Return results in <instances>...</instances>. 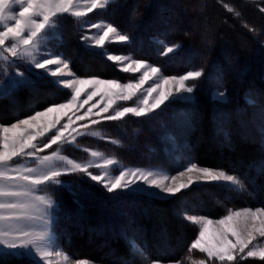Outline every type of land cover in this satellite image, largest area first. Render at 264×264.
<instances>
[{
  "label": "trees",
  "instance_id": "trees-1",
  "mask_svg": "<svg viewBox=\"0 0 264 264\" xmlns=\"http://www.w3.org/2000/svg\"><path fill=\"white\" fill-rule=\"evenodd\" d=\"M100 20L126 40L99 49L85 46L84 35ZM45 33L47 49L78 76L132 79L107 54L145 60L164 75L198 72L187 80L190 99H169L146 114L100 120L92 126L95 135L78 136L61 147L63 154L84 160L91 149L120 165L169 172L195 163L237 181L207 182L158 198L107 189L82 170L60 174L39 187L55 203L54 245L71 257L102 264H264V255L209 257L193 246L198 227L186 218L264 210V0H109L80 16H54ZM16 68L26 76L0 95V122L69 98L70 91L44 72ZM0 264L38 263L23 251H0Z\"/></svg>",
  "mask_w": 264,
  "mask_h": 264
},
{
  "label": "rangeland",
  "instance_id": "rangeland-1",
  "mask_svg": "<svg viewBox=\"0 0 264 264\" xmlns=\"http://www.w3.org/2000/svg\"><path fill=\"white\" fill-rule=\"evenodd\" d=\"M108 1L0 0V95L24 80L26 75L16 68L17 64L44 72L70 91L65 101L0 122V251H23L38 264H102L71 257L53 243L55 203L39 187L55 182L63 173L82 170L107 189H128L158 198L207 182L237 184L232 174L195 163L169 172L156 166L120 165L115 158L91 149L84 160L60 151L80 135H95L92 126L100 120L146 114L169 99L192 96L187 80L196 77L197 71L164 75L145 60L107 54L121 72L132 74V79L78 76L65 59L47 49L45 31L53 26L54 16H80ZM125 40L116 28L101 20L84 35V44L91 49ZM172 49L170 46L166 51ZM213 95L224 98L220 93ZM186 218L198 227L193 246L209 257L264 255V210L260 208H239L219 218L190 214Z\"/></svg>",
  "mask_w": 264,
  "mask_h": 264
},
{
  "label": "bare ground",
  "instance_id": "bare-ground-1",
  "mask_svg": "<svg viewBox=\"0 0 264 264\" xmlns=\"http://www.w3.org/2000/svg\"><path fill=\"white\" fill-rule=\"evenodd\" d=\"M222 171V170H221ZM203 183V182H202ZM243 220V219H242ZM242 222V221H241ZM243 223H245L244 221H243ZM232 226H234L235 224H231ZM206 228V227H205ZM204 231V230H203ZM233 231V230H232ZM236 232V231H235ZM78 259V258H77ZM93 262V261H92Z\"/></svg>",
  "mask_w": 264,
  "mask_h": 264
}]
</instances>
